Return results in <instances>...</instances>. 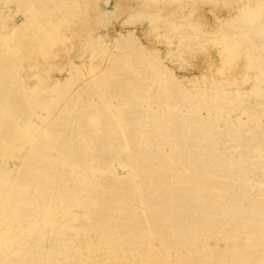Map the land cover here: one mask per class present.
Masks as SVG:
<instances>
[{"label":"rangeland","instance_id":"1","mask_svg":"<svg viewBox=\"0 0 264 264\" xmlns=\"http://www.w3.org/2000/svg\"><path fill=\"white\" fill-rule=\"evenodd\" d=\"M257 2L0 0V264H264Z\"/></svg>","mask_w":264,"mask_h":264},{"label":"bare ground","instance_id":"2","mask_svg":"<svg viewBox=\"0 0 264 264\" xmlns=\"http://www.w3.org/2000/svg\"><path fill=\"white\" fill-rule=\"evenodd\" d=\"M19 2H24V1H26V0H18ZM151 2H153V1H156V0H150ZM171 1V0H170ZM258 2H257V4H259V5H257V6H260L259 7V9H264V5H260L261 3H264L263 1L264 0H261V1H259V0H257ZM62 3V2H61ZM60 3V4H61ZM77 3V2H76ZM63 4V3H62ZM65 4V3H64ZM68 4V3H67ZM255 4V3H254ZM66 5V4H65ZM65 5H62L63 7L65 6ZM74 5V4H73ZM73 5H67L66 7H67V10L65 11V13H63V16L64 17H66L65 15H67V16H69L70 15V13H73L74 11L72 10V11H69L70 10V8L71 7H73ZM253 5V4H252ZM256 5L254 6V7H256ZM75 6V5H74ZM251 6V5H250ZM250 6L249 5H244L243 7H246V10H247V7H249L250 8ZM61 7V6H60ZM70 7V8H69ZM78 7V6H77ZM256 8H258V7H256ZM71 9H73V8H71ZM65 10V9H64ZM244 11H245V9H244ZM250 10L248 9V12H249ZM64 12V11H63ZM67 12V13H66ZM252 13H251V15L252 14H254V15H252V16H250V18L252 19V21H254L253 19H254V17L255 16H257L256 14H255V11H251ZM4 13V10L3 11H0V17H1V14H3ZM250 14V13H249ZM71 16V15H70ZM72 17V16H71ZM65 19V21L67 20V18H64ZM256 19V18H255ZM60 19L58 18L56 21H51V22H47V23H45V24H42V23H40V22H38V20H36V19H34V17H31V18H28V19H26L23 23H21V24H17V25H15V27L13 28V30H12V34L13 33H17L20 29H22V28H26L28 25H29V23H35V22H37L38 24L37 25H39V26H42V25H44V28L49 32V34L50 35H48V38H47V40H48V42H50V43H57V42H61L62 40H65V37L64 36H59V35H55V33H56V31L55 30H58L61 26H62V24L64 23V20H62L61 22L59 21ZM50 21V20H49ZM253 23V22H252ZM255 25V24H254ZM9 28V27H8ZM52 29H54L53 31H52ZM253 32H255V31H253ZM144 34H146V33H144ZM148 34V33H147ZM11 35V33L9 34V36ZM194 37H195V35H194ZM194 39H196V38H194ZM194 39H192V42L195 44V46H197V47H199V41H194ZM228 41V38H226L225 39V43H226V46H227V48H228V50L229 51H236V46H239L240 44H238V45H234L235 43H233V44H230L229 42H227ZM252 42H254V41H252ZM191 43V42H190ZM237 43V42H236ZM191 45V44H190ZM191 47V46H190ZM189 48V47H188ZM93 48L92 47H90V46H88V50L90 51V50H92ZM87 50V51H88ZM188 50V49H187ZM198 52L196 53V54H194V53H189V56L191 57V58H194V57H197V56H202V55H204V57L206 56L207 57V55L209 56V54H208V52L206 51V50H204V52H203V49H201L200 47L198 48ZM169 52V54H171L170 52L171 51H168ZM189 52V51H188ZM199 52H201V53H199ZM172 55H173V53H172ZM86 58H87V56H86ZM104 58V57H103ZM83 59H85V58H83ZM82 59V60H83ZM97 60V59H96ZM95 60V61H96ZM203 60V59H202ZM196 61V60H195ZM199 61V60H198ZM204 61V60H203ZM225 61V62H224ZM223 62H224V65H223V69L222 70H218L219 72H225V71H223L224 70V68L228 65V63H227V60H225V58L223 59ZM196 64H197V62H195ZM200 63H201V60H200ZM204 63V62H203ZM204 64H206V63H204ZM208 64V63H207ZM206 64V65H207ZM221 64V63H220ZM73 65H75V64H73ZM77 65V64H76ZM93 65V64H92ZM96 65V64H95ZM195 65V64H194ZM193 65V66H194ZM200 65V64H199ZM203 65V64H202ZM205 65V66H206ZM214 65V64H213ZM216 65V64H215ZM215 65H214V67H215ZM204 66V65H203ZM203 66H201V67H203ZM208 66V65H207ZM221 66H222V64H221ZM73 67V66H72ZM93 67V66H92ZM194 67H196V65L194 66ZM209 67V66H208ZM212 67V66H211ZM220 66H218V68H219ZM100 68V67H99ZM213 68V67H212ZM217 67L216 68H214V69H218ZM221 68V67H220ZM74 69L76 70V71H78V73L80 72V70H79V68L78 67H74ZM197 69V68H196ZM198 69H199V67H198ZM211 69V68H210ZM228 69V68H227ZM226 68H225V70H227ZM202 70V69H201ZM200 70V71H201ZM207 71V70H206ZM214 71H216V70H214ZM217 71V72H218ZM198 73H200V72H198ZM65 76V75H64ZM190 78H192L193 80H196V77H190ZM203 78V77H202ZM232 79H233V77H231ZM190 80V79H189ZM228 80V79H227ZM87 82V81H86ZM199 82H201V79H200V81ZM229 83H230V85L231 84H237L234 80H232L231 82H230V80L228 81ZM56 83V82H55ZM54 83V84H55ZM82 84V83H81ZM29 90H34V89H32V88H29ZM76 90V89H75ZM206 103V102H205ZM204 103V104H205ZM161 259V258H160Z\"/></svg>","mask_w":264,"mask_h":264}]
</instances>
